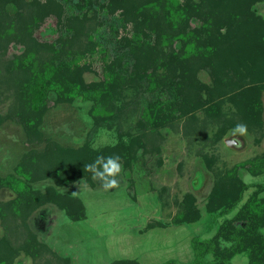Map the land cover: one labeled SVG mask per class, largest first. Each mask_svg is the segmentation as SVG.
Listing matches in <instances>:
<instances>
[{"label": "trees", "instance_id": "trees-1", "mask_svg": "<svg viewBox=\"0 0 264 264\" xmlns=\"http://www.w3.org/2000/svg\"><path fill=\"white\" fill-rule=\"evenodd\" d=\"M261 1L0 0V87L2 93L10 91L13 96L10 113L0 115V120L17 119L28 141H41L40 125L51 105L90 99V113L99 123L118 118L122 107L117 101L124 89L154 94L136 122L139 131L128 134V139L121 133L118 142L102 147H94L88 139L77 147L47 139L42 149L29 150L21 160V170L30 181L49 179L52 183L44 190L27 186L10 204L0 206L6 210L3 213L11 214L7 218L11 236L0 239V264H13L21 249L33 257L48 252L51 258L40 264H69V256L59 255L37 239L26 219L46 203L57 205L69 218H85L82 198L63 193L59 187L81 178L94 185L84 165L97 156L118 155L122 167L131 170L140 151L160 154L165 139L162 129H175L181 121L182 133L189 139L211 122L218 124V138L238 124H245L247 131L264 129V15L255 9ZM67 4L76 11L69 13ZM101 10L119 20L110 27L116 47L113 55L96 37L103 25L97 19ZM51 20L59 34L41 40L38 30ZM16 43L19 51L9 55ZM98 52L97 64L91 55ZM125 61L130 63L128 70ZM202 70L207 71L209 81L200 78ZM84 71L94 72L99 79L86 82ZM202 156L211 168L214 158L207 153ZM241 169L253 175L264 173V151L214 177L205 203L211 221L236 210L218 223L212 236L193 235L190 264H234L236 254L246 256L247 264H264V181L255 184L256 189L242 202L250 184L242 178ZM201 216L195 196L186 193L171 221L151 219L143 230L192 224ZM17 218L25 236L20 244L14 242L19 231L15 233L12 225ZM175 262L169 258L161 264ZM110 264L142 263L124 257Z\"/></svg>", "mask_w": 264, "mask_h": 264}, {"label": "rangeland", "instance_id": "rangeland-1", "mask_svg": "<svg viewBox=\"0 0 264 264\" xmlns=\"http://www.w3.org/2000/svg\"><path fill=\"white\" fill-rule=\"evenodd\" d=\"M66 7L69 13L75 10L72 4H67ZM255 9L264 15V1L256 3ZM97 19L103 25L96 32V37L103 41L108 53L113 55L116 47L113 41L114 34L110 27L118 25L119 20L114 19L105 11L99 13ZM194 22L196 25L200 24L199 20ZM55 25L54 20L47 21L38 30L37 36L41 40L54 39L59 34ZM17 47L18 45H12L9 55L18 52ZM100 55L101 53L98 52L91 56L96 63H99ZM129 64L125 61V70H128ZM199 76L202 80L209 81L207 71H200ZM83 78L86 82H90L98 80L99 76L92 71H84ZM3 90L0 87L1 116L10 113V106L13 103V96L8 93L10 91L2 93ZM151 99H154L153 92L149 93L140 88H126L120 95V100L117 101V104L122 107L118 118H110V120L99 123L94 122L90 113L93 104L90 99L78 98L73 102L51 105L40 125L43 135L41 141L33 143L28 141L26 132L17 119L11 116L1 119L0 206L10 204L19 192L22 193L27 189V186L44 190L47 184L52 183L49 179L30 181L27 174L21 170V160L31 148L42 149L47 139L71 147L82 145L86 139L94 147L113 144L119 141L121 133L125 139H128V134L139 131L136 122L142 108ZM228 107V104L224 106L225 109ZM181 124L182 121L175 129L169 126L162 129L165 139L161 145L160 154H143L140 151L138 158L132 163L131 170H126L121 165V172L118 176L119 184L115 189L105 190L96 179L95 184L91 185L84 178L59 187L63 193L74 194L82 198L86 206L87 216L85 218H69L65 211L57 205L46 203L28 215L26 222L30 230L35 233L38 240L46 242L59 255L69 256V264H110L113 259L109 257L106 250V239H108L106 234L112 228H122L136 222L139 224L143 220L159 218L163 221H171L185 194L192 193L202 216L198 222L190 224L189 229L193 235L212 236L218 223L231 217L236 210L218 216L214 223L211 221L206 213L205 203L214 177L233 165L263 152L264 129L247 131L245 135L231 130L218 138L216 133L219 128L218 124L211 122L196 133L194 138L189 139L182 133ZM226 137L235 138L238 143L233 147L229 146L225 142ZM203 153L214 158L211 168L206 166ZM160 156L161 160L158 159ZM240 172L242 178L250 184L244 193L243 202L256 189L255 184L264 181V173L253 175L246 169H241ZM4 211L6 210L0 207V239L11 236L10 223L7 222L11 214L3 213ZM20 221L21 219L17 218L14 223L12 222V225H15L13 231L15 233L19 231L14 240L16 244L23 243V237H25L24 232L23 236L21 233ZM209 223H213L210 230ZM108 228L110 230L104 232ZM190 231H187V238L190 237ZM262 231L264 233V227ZM112 235H109L110 240ZM115 235L118 236V234ZM174 239L177 240V237ZM155 240L146 241V245L154 243ZM186 243L189 244V239ZM170 247L172 249L168 252L180 251L179 258L175 257L177 262L174 264H190L192 255L189 248L187 251H181L177 245L175 248L173 244ZM190 247L193 251L192 246ZM48 258H51L48 252L33 257L21 249L13 264H40ZM167 259L169 258L163 257L160 260ZM232 260L234 264H247L248 262V258L243 254H236Z\"/></svg>", "mask_w": 264, "mask_h": 264}, {"label": "crops", "instance_id": "crops-1", "mask_svg": "<svg viewBox=\"0 0 264 264\" xmlns=\"http://www.w3.org/2000/svg\"><path fill=\"white\" fill-rule=\"evenodd\" d=\"M262 194L264 195V192ZM146 223L147 221L143 220L139 224L136 222L122 228L106 229L104 232L110 230L106 234L108 236V239H106V250L108 251L109 257L111 259L124 257L136 258L142 264H161L164 262V260H160L163 257L179 258L178 254L180 251L168 252L169 249H172L170 246L173 244L174 248L177 245L181 251H187V248H189L193 258V251L190 247L192 246L191 238L193 233L189 229L190 224H170L166 227L157 226L143 230ZM188 230L190 231L189 238H187ZM110 234H113L111 240L109 239ZM115 234H118V236ZM174 237H177V240ZM152 239H156L154 243L146 245V241ZM188 239L189 244L187 245L186 242Z\"/></svg>", "mask_w": 264, "mask_h": 264}, {"label": "clouds", "instance_id": "clouds-1", "mask_svg": "<svg viewBox=\"0 0 264 264\" xmlns=\"http://www.w3.org/2000/svg\"><path fill=\"white\" fill-rule=\"evenodd\" d=\"M234 132L245 135L247 133V126L245 124H238ZM84 170L90 172L93 178L105 190L115 189L119 184L118 176L121 172L120 157L118 155L107 157L99 155L94 162L84 165Z\"/></svg>", "mask_w": 264, "mask_h": 264}, {"label": "water", "instance_id": "water-1", "mask_svg": "<svg viewBox=\"0 0 264 264\" xmlns=\"http://www.w3.org/2000/svg\"><path fill=\"white\" fill-rule=\"evenodd\" d=\"M225 142H226L227 145L233 147L236 143H238V140L235 139V138H232V137H226L225 138Z\"/></svg>", "mask_w": 264, "mask_h": 264}]
</instances>
